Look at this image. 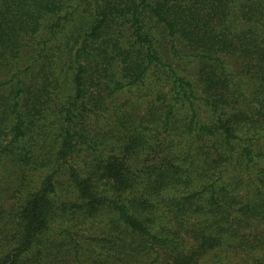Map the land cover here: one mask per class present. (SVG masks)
I'll return each instance as SVG.
<instances>
[{
  "label": "trees",
  "instance_id": "1",
  "mask_svg": "<svg viewBox=\"0 0 264 264\" xmlns=\"http://www.w3.org/2000/svg\"><path fill=\"white\" fill-rule=\"evenodd\" d=\"M0 167V264H264V0H0Z\"/></svg>",
  "mask_w": 264,
  "mask_h": 264
},
{
  "label": "rangeland",
  "instance_id": "2",
  "mask_svg": "<svg viewBox=\"0 0 264 264\" xmlns=\"http://www.w3.org/2000/svg\"><path fill=\"white\" fill-rule=\"evenodd\" d=\"M180 50L182 51V55H177L175 57H170L168 56L160 47L158 49L159 57H161L165 62L170 64L173 68L176 69L177 73H180L190 81H196V72H197V62L195 60H192L189 58V54L187 53L186 55L184 54V49L180 47ZM9 170V165L7 163H4ZM3 174H8L4 169L1 170L0 167V177ZM10 176V174H8ZM209 260V258H208ZM240 264H245V262L241 263L238 261ZM211 264V263H210Z\"/></svg>",
  "mask_w": 264,
  "mask_h": 264
}]
</instances>
